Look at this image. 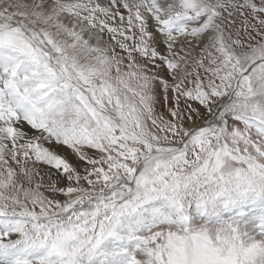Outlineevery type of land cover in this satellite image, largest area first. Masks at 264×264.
<instances>
[{
	"label": "rangeland",
	"instance_id": "obj_1",
	"mask_svg": "<svg viewBox=\"0 0 264 264\" xmlns=\"http://www.w3.org/2000/svg\"><path fill=\"white\" fill-rule=\"evenodd\" d=\"M52 1L0 0V264H264V0L156 1L195 27L184 70V44L102 55Z\"/></svg>",
	"mask_w": 264,
	"mask_h": 264
},
{
	"label": "bare ground",
	"instance_id": "obj_2",
	"mask_svg": "<svg viewBox=\"0 0 264 264\" xmlns=\"http://www.w3.org/2000/svg\"><path fill=\"white\" fill-rule=\"evenodd\" d=\"M87 1L94 4L89 5V9L84 7L80 10H77L78 8L71 9L72 4L75 5L78 0L68 3L63 0H56V2L52 1L51 11L48 17L54 22L58 19H65L66 25L69 28L68 31L71 32V34L74 33L75 38L78 36L82 37V39L87 38L90 40L89 44L94 46V49H100L99 51H101L102 55L118 51L120 52L118 55L119 58L126 59L123 50L125 48L129 49L131 46L130 49H132V53L130 52L131 54L127 57L128 59H126V63L129 65L128 68L131 67L130 69L134 70L136 63L139 62L140 64H146L148 62V55L153 54L154 49L159 46H161L163 53L172 55L175 54V51L170 48V45H172L171 47L185 45V49L181 50L177 55V57H179L177 70H184L188 64L187 59L200 53L201 46L198 41L199 37H194L193 33L195 27L191 26L189 29L183 28L182 25H177V22L174 20L172 21L170 16L163 15L158 3H156V1L161 2L162 0H147L149 6L147 5L144 14L147 23L153 28V33H149L146 39L142 41V45L138 43L136 37H133L135 30H132L131 24H135L129 21L128 14L124 13L125 11L121 8L123 5H128L130 3L128 0H118L116 2L113 0ZM105 4L107 6H104ZM134 4L136 3L134 2ZM86 5H88L87 2ZM189 21L194 23L193 26L197 25L193 18ZM136 43L137 45L134 46ZM146 46H150L148 49H152L153 51H149V53L143 55ZM141 54L143 58L141 57L140 60L139 56H141ZM62 80H64V78ZM155 96L157 95L155 94ZM15 99L18 106L24 109L26 116H28L30 107L27 106L24 100L16 98V96ZM215 107L216 103L213 104V109H215ZM206 118H208V115L207 117L191 121L185 125V128H195L201 125Z\"/></svg>",
	"mask_w": 264,
	"mask_h": 264
},
{
	"label": "water",
	"instance_id": "obj_3",
	"mask_svg": "<svg viewBox=\"0 0 264 264\" xmlns=\"http://www.w3.org/2000/svg\"><path fill=\"white\" fill-rule=\"evenodd\" d=\"M2 49V48H1Z\"/></svg>",
	"mask_w": 264,
	"mask_h": 264
}]
</instances>
